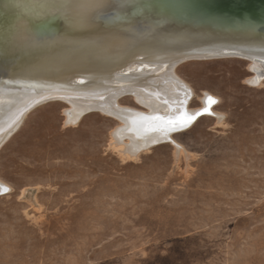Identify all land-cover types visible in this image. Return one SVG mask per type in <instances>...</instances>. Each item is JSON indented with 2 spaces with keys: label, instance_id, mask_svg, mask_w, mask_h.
Wrapping results in <instances>:
<instances>
[{
  "label": "rangeland",
  "instance_id": "rangeland-1",
  "mask_svg": "<svg viewBox=\"0 0 264 264\" xmlns=\"http://www.w3.org/2000/svg\"><path fill=\"white\" fill-rule=\"evenodd\" d=\"M248 64L178 65L191 107L208 91L222 114L178 133V154L165 142L125 157L115 119L31 108L0 144V264H264V79L246 82Z\"/></svg>",
  "mask_w": 264,
  "mask_h": 264
},
{
  "label": "bare ground",
  "instance_id": "bare-ground-1",
  "mask_svg": "<svg viewBox=\"0 0 264 264\" xmlns=\"http://www.w3.org/2000/svg\"><path fill=\"white\" fill-rule=\"evenodd\" d=\"M25 1L23 0V4L26 5L27 17H44L56 13L63 15L71 26L85 23L89 14L96 19L115 5V0ZM17 3H21V0H17ZM34 43L28 19H20L12 31L10 44L13 48L19 49L31 47ZM82 44L84 45V42ZM133 44L134 41L129 40L122 46H113L109 50L103 44L89 53L85 52L82 46L74 51V54H63L55 59L46 60L38 69L32 68L30 71L36 69L29 74L33 80L53 79L60 85L65 80L68 85H78L81 89L74 93L62 91L32 100L7 119V114L2 116L3 108L10 99L18 98L25 90L15 89L12 90L15 94H11L2 89L4 85L0 84V144L19 127L31 108L47 100H59L67 105L63 110L64 124L75 125L89 112H98L115 119L117 125L110 133V137L112 145L122 156L134 157L153 145L165 142L173 145L176 154L182 151V146L175 139L178 133L191 127L203 115L218 117L222 114L212 108L216 102L210 106L206 104L208 97L218 100L208 91H203L200 95L199 107H191L194 90L178 74V65L192 59L209 60L235 56L205 53L183 59L171 55L161 62L160 60L156 62L152 61L150 57L152 54L126 56V51ZM238 52H242L244 56L237 58L248 61V69L252 73L246 82L259 85L264 79V49H241ZM87 54L93 55L88 63L82 61L86 59ZM124 96H131L138 107L123 105L121 98ZM206 107L208 111L204 112ZM197 113L202 114L196 115ZM184 116H195V119L183 127L178 122L174 130H168L171 126L167 125V121ZM153 117L161 119L154 120ZM4 189L10 191L11 186L0 179V193L5 192Z\"/></svg>",
  "mask_w": 264,
  "mask_h": 264
},
{
  "label": "water",
  "instance_id": "water-1",
  "mask_svg": "<svg viewBox=\"0 0 264 264\" xmlns=\"http://www.w3.org/2000/svg\"><path fill=\"white\" fill-rule=\"evenodd\" d=\"M25 6L23 0H0V84L11 94L25 90L18 98H9L2 113L6 119L32 100L80 91L81 86L65 80L60 85L53 79L33 80L29 74L46 60L74 54L82 46L89 53L103 44L109 50L132 40L126 56L152 54L156 62L171 55L186 59L205 53L243 57L238 50L264 49V0H115L114 8L96 19L89 14L85 23L76 26L56 13L27 17ZM24 18L35 43L15 49L10 37ZM92 57L87 54L82 61L88 63Z\"/></svg>",
  "mask_w": 264,
  "mask_h": 264
},
{
  "label": "snow or ice",
  "instance_id": "snow-or-ice-1",
  "mask_svg": "<svg viewBox=\"0 0 264 264\" xmlns=\"http://www.w3.org/2000/svg\"><path fill=\"white\" fill-rule=\"evenodd\" d=\"M216 101L212 98V97H208L206 100V104L208 106L214 104ZM204 112L208 111V108L206 107L204 110ZM202 113H197L196 115H201ZM152 119L154 120H160V117H153ZM195 119V116H184V117H177L176 120H169L167 121V125L171 126L168 130H174L177 123L179 122L180 126H186L188 123H190L192 120ZM6 191V189H4Z\"/></svg>",
  "mask_w": 264,
  "mask_h": 264
}]
</instances>
